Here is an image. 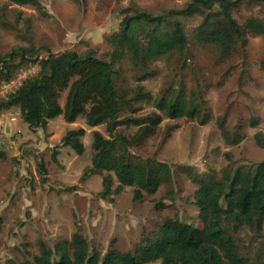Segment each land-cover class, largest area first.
Masks as SVG:
<instances>
[{"label":"rangeland","instance_id":"374dc122","mask_svg":"<svg viewBox=\"0 0 264 264\" xmlns=\"http://www.w3.org/2000/svg\"><path fill=\"white\" fill-rule=\"evenodd\" d=\"M37 1L39 10L31 5L0 0L6 18L12 23L18 20L19 29H25L29 21L28 33L35 48L47 47L53 53L92 50L98 58L109 60L112 48L106 37L122 28L125 16L132 15L135 10L156 16L169 9H178L188 0ZM233 14L240 24L247 18L264 22V3L241 4ZM180 21L192 56L186 62L187 67L181 68L174 58H158L139 68L118 53L114 59V86L127 99L134 97L139 86L142 92L154 97L165 88H175L179 84L195 88L202 93L211 119L200 125L185 117L164 118L157 133L143 145L133 148L132 153L155 157L169 165H191L201 173L208 170L220 173L229 163L236 167L263 161L264 148L257 144L255 135L264 136V36L246 34L243 46L223 60L214 45L194 40L193 31L201 21L200 16L180 18ZM19 46L26 47L28 43L16 31L0 24V53ZM40 54L41 57L46 55L44 51ZM36 72L37 67H28L10 83L2 84L0 99ZM143 74L147 76L139 81ZM66 92L59 100L61 106ZM132 105L139 108L134 117L152 112L162 115L151 102L140 100ZM128 115L124 108L121 116ZM221 116L226 117L229 130L240 127L244 138L237 145L224 142L216 122ZM252 118L259 121L256 127L250 125ZM79 128L85 131L81 137L82 155H76L62 141L68 131ZM136 130L134 126H122L117 131L131 136ZM94 131L108 137L104 124L90 127L81 117L74 123H67L59 115L50 120L45 129L31 130L21 120L17 107L0 113V264L31 259L39 253L40 242L53 247L57 241L69 239L74 232L81 233L92 247L104 254L112 241L122 252L133 249L145 234L165 219H179L200 229L204 227L198 209L191 202L196 186L184 175L174 178L173 202L162 200L165 188L153 195L145 194L138 202L132 200L131 187H124L119 195L102 199L98 195L102 189L100 175H91L81 182L85 169L91 166ZM168 131L170 135L164 139ZM54 150L56 160L52 157ZM39 162L45 168L43 174L39 172ZM112 177L114 188L117 182L114 175ZM66 188L71 190L66 191ZM161 200L165 207L159 206ZM250 235L246 230L240 234L244 241ZM259 241L264 247V239Z\"/></svg>","mask_w":264,"mask_h":264},{"label":"trees","instance_id":"16d2710c","mask_svg":"<svg viewBox=\"0 0 264 264\" xmlns=\"http://www.w3.org/2000/svg\"><path fill=\"white\" fill-rule=\"evenodd\" d=\"M6 1L41 8L37 0ZM262 3L264 0H188L182 7L156 16L135 10L124 17L119 31L106 37L112 48L109 60L98 58L92 50L53 53L47 47L35 48L28 33L29 21L25 29H19V21L10 22L4 8L0 7L1 26L16 31L28 43L26 47L0 53V86L13 81L22 70L37 67L36 74L25 78L18 88L0 99V113L17 107L21 120L31 130L45 129L48 122L59 115L67 123L81 117L90 127L104 124L108 137L93 132L91 166L85 169L81 182L91 175H100L102 189L98 195L102 199L119 195L124 187H131L132 200L138 202L145 194L153 195L165 188L162 200L173 202L174 178L184 175L196 186L191 202L204 224L200 229L179 219H165L133 249L122 252L112 241L104 254L92 247L81 233L74 232L69 239H61L53 247L40 242L38 254L10 264H264L263 242L259 241L264 239V160L236 167L229 163L220 173L214 170L201 173L191 165H169L155 157L135 155L132 149L154 136L164 118L185 117L204 125L211 119V113L202 93L195 88L179 84L165 88L154 97L142 92L139 86L134 97L127 99L116 90L113 81L114 59L118 53L139 68L158 58H174L185 68L192 56L180 18L200 16L201 21L193 31L194 40L211 43L221 59L230 58L243 46L246 34L264 36L262 20L247 18L240 24L234 17L235 9L241 4ZM41 51L46 55L41 57ZM146 76L143 74L139 81ZM66 90L61 106L59 100ZM140 100L151 102L162 115L152 112L134 117L139 108L132 102ZM124 108L129 115L122 117ZM216 122L226 145H237L244 138L240 127L234 130L226 127L225 116L217 117ZM258 122L257 118L250 119L252 127ZM122 126H134L137 130L126 136L117 131ZM84 134L83 128L70 130L62 141L76 155H82ZM169 135L170 131L164 139ZM255 140L264 148L261 133L255 135ZM56 154L54 150L53 160ZM226 157L231 162L228 153ZM38 169L42 174L46 172L43 163H38ZM111 174L117 182L114 188ZM162 200L159 206L165 207ZM243 230L251 234L247 241L240 236Z\"/></svg>","mask_w":264,"mask_h":264},{"label":"crops","instance_id":"0c3cea01","mask_svg":"<svg viewBox=\"0 0 264 264\" xmlns=\"http://www.w3.org/2000/svg\"><path fill=\"white\" fill-rule=\"evenodd\" d=\"M14 120H15V117H14ZM13 119H11V121L13 122L14 121ZM11 127V126H10ZM11 130H12V127H11Z\"/></svg>","mask_w":264,"mask_h":264}]
</instances>
